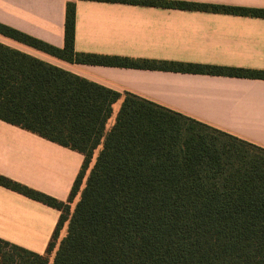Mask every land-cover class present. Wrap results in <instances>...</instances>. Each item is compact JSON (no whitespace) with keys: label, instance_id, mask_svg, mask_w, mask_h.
Here are the masks:
<instances>
[{"label":"trees","instance_id":"1","mask_svg":"<svg viewBox=\"0 0 264 264\" xmlns=\"http://www.w3.org/2000/svg\"><path fill=\"white\" fill-rule=\"evenodd\" d=\"M74 1L62 48L2 24L0 34L71 64L264 80L262 70L75 52ZM89 1L264 18L178 0ZM0 120L83 155L66 202L0 175L1 187L60 212L43 254L0 239V264H264V148L1 45Z\"/></svg>","mask_w":264,"mask_h":264},{"label":"crops","instance_id":"2","mask_svg":"<svg viewBox=\"0 0 264 264\" xmlns=\"http://www.w3.org/2000/svg\"><path fill=\"white\" fill-rule=\"evenodd\" d=\"M178 1L264 9V0ZM74 2L75 52L264 71V18L121 2ZM66 3L0 0V24L62 48ZM0 45L264 148V80L71 64L2 34ZM121 101L113 105L106 130ZM82 162L80 153L0 120L1 176L66 202ZM59 216L58 210L0 186V239L43 254Z\"/></svg>","mask_w":264,"mask_h":264},{"label":"rangeland","instance_id":"3","mask_svg":"<svg viewBox=\"0 0 264 264\" xmlns=\"http://www.w3.org/2000/svg\"><path fill=\"white\" fill-rule=\"evenodd\" d=\"M117 108H118V105H115V106H114V112H116ZM113 119H114V117L111 119V121H112ZM97 153H98V150L96 151L95 156H96ZM72 204H73V203H72ZM72 204H71V205H72ZM65 233H66V228L63 230L62 234L65 235ZM62 234H61V237H62ZM63 237H64V236H63ZM50 260H51V258H50Z\"/></svg>","mask_w":264,"mask_h":264}]
</instances>
